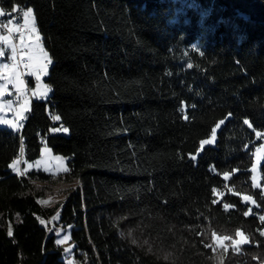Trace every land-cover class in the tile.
<instances>
[{"label":"trees","instance_id":"obj_1","mask_svg":"<svg viewBox=\"0 0 264 264\" xmlns=\"http://www.w3.org/2000/svg\"><path fill=\"white\" fill-rule=\"evenodd\" d=\"M15 5L33 9L50 95L18 132L0 126V264H67L42 225L57 209L79 264H264V190L250 171L264 0H0ZM60 124L68 135L51 133ZM43 142L67 171L10 167ZM260 176L264 188V158ZM60 185L63 201L39 203ZM237 231L247 243L217 247Z\"/></svg>","mask_w":264,"mask_h":264},{"label":"rangeland","instance_id":"obj_2","mask_svg":"<svg viewBox=\"0 0 264 264\" xmlns=\"http://www.w3.org/2000/svg\"><path fill=\"white\" fill-rule=\"evenodd\" d=\"M21 9L27 10V8H21L17 5H15L12 9H7V10H4L2 7H0V11H2L3 13L0 14V18L2 17V21L4 22V26H5V28L0 27V36L7 37L9 43L15 45L16 47V61L14 62L11 59H9V57H11L12 55L11 48L7 47L2 42H0V47L4 48V55L0 56V71H2L3 74L7 76L9 79H12L16 85H19V80L16 79L17 76H20L23 79L22 77L23 74L24 77L26 78V81L23 79L24 84L19 85L21 88L20 92L17 91V88L14 87L13 84H8L3 95L0 96V107H2V110H0V118L9 121V123H0V126H6L15 132H18L21 129L22 121L26 119L28 115L32 100L45 101L48 99L50 95V85L46 81V77L48 75L49 67L51 63L47 64L46 72L41 75L40 81L36 80L35 75L28 74L30 71L38 70L39 66L46 63V61L42 56L39 55L38 49L36 48V43H37L36 36L37 33L39 34L36 24H35V31H32L31 23L25 26L23 20L19 19V17L22 16V12L20 11ZM32 13H33V9H32ZM33 18L35 23L34 13H33ZM17 29H19V31H17ZM39 44L40 46L43 47L44 52L47 53V57L50 58L47 50L44 48L40 34H39ZM29 56H32L31 60H29ZM19 60H26L27 67L24 65H20ZM13 63H15L16 65L14 69L13 68L2 69L3 65L5 64L12 65ZM2 83H4V81L0 80V84ZM41 85L47 86V88L49 89L47 91V94L43 97L34 95L33 93L39 91ZM8 101L12 102L11 107L3 106ZM25 107L27 108L26 111L24 110ZM21 113L24 117L23 119L19 118ZM12 122L18 123L19 127L18 128L12 127L11 126ZM219 125H221V123H219ZM61 128H66V127L60 124L51 127L50 131L53 134L68 135L69 133L68 131L64 132L63 130L60 131L54 130ZM218 128L215 127L216 132ZM257 133L255 137L256 140H259L260 144L256 145L253 151V163L250 167L251 181L253 186L254 184H259V187L257 188H261L264 190V188L261 186L260 183L261 181L260 164L262 163L264 158V134L261 133L262 135L258 137ZM210 138L211 136L206 139H210ZM215 139H216V135H215ZM215 139L212 143L205 144L203 145V147H201L200 144L198 153L205 146L213 145L215 143ZM257 149H260V151H257ZM14 161H17L16 168L20 173H26V171H31V170H41L51 174H58L64 172L65 169H67V158L54 153L45 142H43L42 144L40 156L33 161L24 162L23 168H21L20 166L21 163L20 158H17ZM37 161H40L39 165H37L36 163ZM12 164L13 162L10 165ZM30 165L31 167H29ZM254 166L256 168L255 172L252 171ZM11 168L13 169V167ZM63 187L65 186L64 185L54 186L55 190H53L51 196L48 198L39 199V203H41L42 205H56L57 203L63 201L64 199V193L62 190ZM248 202L251 205H253L251 201ZM59 218H60V210L57 209L51 216L43 220L42 225L46 228L47 234L49 235L54 234L55 242L63 248V260L67 264H79L78 260L75 257V253H76L75 244L71 240V235H70L73 225H67V226L60 225L58 223ZM65 237H67V239H65ZM223 238L224 237H217L215 241L217 247L219 248L221 247L224 250L228 248H231L233 250H238L241 245L245 244V242L243 241L245 240L247 241V238L244 234L239 236L237 235L235 239H231V240L223 239Z\"/></svg>","mask_w":264,"mask_h":264},{"label":"snow or ice","instance_id":"obj_3","mask_svg":"<svg viewBox=\"0 0 264 264\" xmlns=\"http://www.w3.org/2000/svg\"><path fill=\"white\" fill-rule=\"evenodd\" d=\"M20 11L22 12V16L19 17V19L23 20L25 26L27 24L31 23L32 24V31H35V23H34L32 9L31 8H27V10H22L21 9ZM0 14H3L2 11H0ZM0 23H3V21H0ZM17 31H19V29H17ZM36 40H37L36 48L38 49V53H39L40 56H42L44 58V60L46 61V63L40 65L39 68H38V70H36V71H30L28 74L29 75H35L36 80L37 81H40L41 80V75L46 72L47 64H50L51 63V59L47 57V53L44 52L43 47L40 46V44H39V34L38 33H37V36H36ZM0 42H2L7 47H10L11 48L12 55H11V57H9V59H11L12 61L15 62L16 61V47H15V45L10 44L9 41H8V38L5 37V36H0ZM3 55H4V48L0 47V56H3ZM31 59H32V56H29V60H31ZM189 66L191 67V65H189ZM15 67H16L15 63H13L12 65L5 64V65L2 66V69H9V68H13L14 69ZM26 67H27V65H26ZM16 79L19 80V85H23L24 84V81H23V79L20 76H17ZM0 80H3L4 81V83L0 84V96L3 95V93L6 90L8 84H13L14 87L17 88V91L18 92L21 91L20 86L19 85H16L12 79H9L7 76H5L2 71H0ZM48 90L49 89L47 88V86L41 85L39 91H36L33 94L34 95H37V96L43 97V96H45L47 94V91ZM11 103H12L11 101H8L3 106L11 107ZM0 110H2V107H0ZM24 110L26 111L27 108L25 107ZM19 118L20 119H23L24 118L23 115H22V113L20 114V117ZM53 119L59 120L60 117L59 116H54ZM223 122L224 121H221L220 123L222 124ZM0 123H9V121L4 120L3 118H0ZM244 123L246 125H248L249 127H252V125L250 124V122L248 120H245ZM11 126L14 127V128H18L19 127L18 123H16V122H12ZM219 126L220 125L218 124L216 127L218 128ZM54 130L55 131L63 130L64 132H67L68 131L67 128L54 129ZM215 135H216V129L214 128V129H212L211 138L210 139H206V140H202L200 142L201 147H203V145H205V144L212 143L214 141V139H215ZM261 135H262L261 133H257V136L258 137H260ZM257 151H260V149H257ZM21 154H23V148H21ZM193 158H195V157H193ZM36 163H37V165H39L40 164V161H37ZM16 164H17V161H13V164L10 165V166L13 167L14 170L18 171V169L16 168ZM29 167H31V165ZM65 171H67V169H65ZM252 171L253 172L256 171L255 166L253 167ZM20 174L22 175L23 173H20ZM228 178H229V173H224V179L227 180ZM254 179H255V177H254ZM254 187H259V184H254ZM212 191H213V193H216L217 190L216 189H212ZM244 199L246 201H251L253 204H255V201L252 200L251 197H247L246 196V197H244ZM213 203H216V201L213 200ZM229 207H230V205L224 204L225 210H227ZM251 211H252L251 208H249L248 212H245L244 215H249L251 213ZM259 219L262 222H264V215L260 216ZM42 223H43V221H42ZM9 234L11 235V233H9ZM236 234L238 236L239 235H242V233H240L239 231H237ZM261 235H264V232H262ZM65 239H67V237H65ZM223 239H228V237H224ZM243 242L246 243L247 241L245 240ZM234 243H235V241H234ZM206 247H212V245H206Z\"/></svg>","mask_w":264,"mask_h":264},{"label":"built area","instance_id":"obj_4","mask_svg":"<svg viewBox=\"0 0 264 264\" xmlns=\"http://www.w3.org/2000/svg\"><path fill=\"white\" fill-rule=\"evenodd\" d=\"M3 17H4V16H3ZM0 21H2V17L0 18ZM0 27L5 28V26H4V22H3V23H0ZM19 64H20V65H24V66H26V60H19ZM22 77H23V79L26 81V78L24 77L23 74H22Z\"/></svg>","mask_w":264,"mask_h":264},{"label":"crops","instance_id":"obj_5","mask_svg":"<svg viewBox=\"0 0 264 264\" xmlns=\"http://www.w3.org/2000/svg\"><path fill=\"white\" fill-rule=\"evenodd\" d=\"M16 171V170H15ZM18 172V171H17Z\"/></svg>","mask_w":264,"mask_h":264}]
</instances>
